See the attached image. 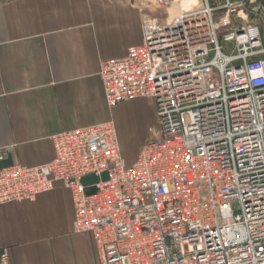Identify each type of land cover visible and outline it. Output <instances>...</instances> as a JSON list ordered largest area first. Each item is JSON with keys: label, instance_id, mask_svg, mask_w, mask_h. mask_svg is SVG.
Returning a JSON list of instances; mask_svg holds the SVG:
<instances>
[{"label": "built area", "instance_id": "1", "mask_svg": "<svg viewBox=\"0 0 264 264\" xmlns=\"http://www.w3.org/2000/svg\"><path fill=\"white\" fill-rule=\"evenodd\" d=\"M263 1L157 0L100 77L110 109L154 100L160 139L128 165L113 121L55 134L48 164L0 170V205L66 188L100 264H264Z\"/></svg>", "mask_w": 264, "mask_h": 264}, {"label": "crops", "instance_id": "2", "mask_svg": "<svg viewBox=\"0 0 264 264\" xmlns=\"http://www.w3.org/2000/svg\"><path fill=\"white\" fill-rule=\"evenodd\" d=\"M146 16L154 17L136 0H0V149L12 148L0 170L48 164L53 135L108 121L128 165L156 141L131 155L127 132L120 136L131 118L125 107L152 101L159 127L155 102L110 109L100 77L103 62L143 43ZM73 223L71 194L59 185L0 205V252L11 264H100L92 235L75 233Z\"/></svg>", "mask_w": 264, "mask_h": 264}, {"label": "rangeland", "instance_id": "3", "mask_svg": "<svg viewBox=\"0 0 264 264\" xmlns=\"http://www.w3.org/2000/svg\"><path fill=\"white\" fill-rule=\"evenodd\" d=\"M138 3L143 6L144 11H148L152 16H161L162 19H165L167 16V10L159 8L157 6V0H136ZM197 1V0H196ZM183 3L187 6L195 5L192 0H183ZM178 11V4L174 3L170 6V12L175 13ZM157 13V14H156ZM156 14V15H155ZM250 22H255L253 19H250ZM152 101H140L138 103L132 104L131 107H125V110L128 114H131V118L128 120V130H120V136L127 132L128 138L131 140V155H135L136 147L145 142L146 140H156L160 139V129L157 124L156 117L153 116ZM124 110V111H125ZM130 145V144H129Z\"/></svg>", "mask_w": 264, "mask_h": 264}, {"label": "water", "instance_id": "4", "mask_svg": "<svg viewBox=\"0 0 264 264\" xmlns=\"http://www.w3.org/2000/svg\"><path fill=\"white\" fill-rule=\"evenodd\" d=\"M262 10L264 11V1H263V4H262Z\"/></svg>", "mask_w": 264, "mask_h": 264}, {"label": "bare ground", "instance_id": "5", "mask_svg": "<svg viewBox=\"0 0 264 264\" xmlns=\"http://www.w3.org/2000/svg\"><path fill=\"white\" fill-rule=\"evenodd\" d=\"M198 1V0H197ZM196 0H192L193 3L197 2Z\"/></svg>", "mask_w": 264, "mask_h": 264}]
</instances>
